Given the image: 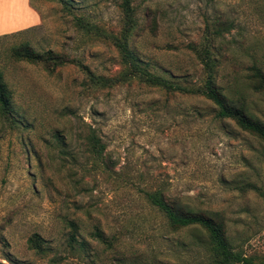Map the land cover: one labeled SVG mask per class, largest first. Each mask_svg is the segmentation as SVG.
Masks as SVG:
<instances>
[{
  "label": "rangeland",
  "instance_id": "374dc122",
  "mask_svg": "<svg viewBox=\"0 0 264 264\" xmlns=\"http://www.w3.org/2000/svg\"><path fill=\"white\" fill-rule=\"evenodd\" d=\"M0 0V74L13 123L0 117V262L213 264L205 233L170 227L142 192L220 221L233 252L264 254V146L201 96L137 78L93 87L87 72L123 69L122 0ZM128 50L141 68L202 86L206 47L219 92L264 125V0H127ZM216 33V34H215ZM28 45L65 60H15ZM92 134L102 146L92 151ZM73 222L74 231L67 223ZM73 233V239L69 234ZM38 239L42 251L28 246Z\"/></svg>",
  "mask_w": 264,
  "mask_h": 264
},
{
  "label": "trees",
  "instance_id": "16d2710c",
  "mask_svg": "<svg viewBox=\"0 0 264 264\" xmlns=\"http://www.w3.org/2000/svg\"><path fill=\"white\" fill-rule=\"evenodd\" d=\"M63 6L67 3L65 0H56ZM121 9L123 13V25L120 37H108L112 44L119 50L121 55V65L123 69L115 77L102 78L87 72L89 83L93 87H110L117 83H122L130 78H137L140 82L148 86L158 87L160 89L177 92L191 96H201L208 100L215 108L214 118L220 120H231L240 130L245 131L256 137L264 146V125L251 118L241 104H236L223 96L215 87L213 81V62L206 47L200 48L196 53L204 72V81L202 86H181L165 78L149 73L146 69L141 68L132 53L128 50V41L136 23L132 17V11L127 0H122ZM216 34V33H215ZM11 56L15 60L25 61L31 64L42 66L46 71H52L65 63V60L58 54L51 51L35 52L28 45L21 44L11 49ZM255 88L264 90V76L261 73L256 74ZM12 105L9 91L0 74V117L8 122L13 123L11 116ZM87 142L93 152L100 154L102 146L99 141L90 134ZM145 200L159 211L164 217L166 223L172 228H185L195 226L200 228L206 235L209 250L214 260L213 264H264V254L259 257H244L238 252H233L227 245L224 238L222 224L215 217H206L202 214L192 212L188 208L179 207L176 203L166 198L160 190L151 192H142ZM68 228L74 231L73 222L67 223ZM73 239V233L69 234ZM30 249L36 252L42 251L38 239L28 240ZM0 264H3L0 262Z\"/></svg>",
  "mask_w": 264,
  "mask_h": 264
},
{
  "label": "crops",
  "instance_id": "0c3cea01",
  "mask_svg": "<svg viewBox=\"0 0 264 264\" xmlns=\"http://www.w3.org/2000/svg\"><path fill=\"white\" fill-rule=\"evenodd\" d=\"M0 33H4V32H0Z\"/></svg>",
  "mask_w": 264,
  "mask_h": 264
}]
</instances>
